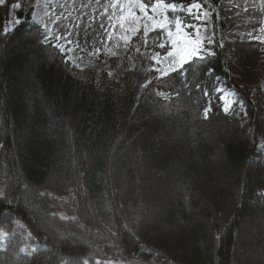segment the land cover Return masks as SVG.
<instances>
[{
	"label": "trees",
	"instance_id": "16d2710c",
	"mask_svg": "<svg viewBox=\"0 0 264 264\" xmlns=\"http://www.w3.org/2000/svg\"><path fill=\"white\" fill-rule=\"evenodd\" d=\"M7 1L0 264H264L263 45L210 41L202 58L153 77L136 100L131 72L97 81L70 66L30 14L20 11L21 23L6 32ZM221 1L159 0L172 9L149 40L168 47L193 4L211 14L217 33ZM21 37L34 43L16 44ZM220 86L242 104L232 115L222 109ZM125 163L143 171L144 194L121 188ZM157 206L173 225L149 232ZM245 221L256 223V236L243 235Z\"/></svg>",
	"mask_w": 264,
	"mask_h": 264
},
{
	"label": "rangeland",
	"instance_id": "374dc122",
	"mask_svg": "<svg viewBox=\"0 0 264 264\" xmlns=\"http://www.w3.org/2000/svg\"><path fill=\"white\" fill-rule=\"evenodd\" d=\"M7 4L8 1L3 0L0 6ZM9 4L6 32L12 31L21 23L18 15L20 11L24 14L29 13L33 22L42 27L46 39L53 41L56 47L59 45L57 48L66 56L70 66L79 71L92 72L97 81L107 75L111 80L118 82L131 72L134 76L136 100L140 99L153 77L167 76H162L160 70L170 74L182 67L178 62V54L190 49V45L198 46L202 51L201 55L194 56L186 63L201 58L207 52L204 49L205 45L215 39L220 44L236 39L254 41L252 36L264 39V0H222L217 8V19L222 24L217 33L211 14L199 4L190 5L185 14L187 19L179 20L170 33V43L166 51L158 47L159 44H165L162 39L149 40L150 34L162 31L165 27V12L172 9L162 2L156 4L154 12H151L147 19L137 15L135 22L131 17L126 21H119L117 18L120 10L119 8L113 10V0H12ZM27 40L21 37L16 44L20 45ZM259 44L263 45L264 52V44ZM36 48L34 44L32 49L37 50ZM164 93L159 92L158 97L166 99ZM217 93L220 94L223 111L225 108L228 109L224 111L226 114L232 115L241 107L242 104L238 102V96L234 92L220 86ZM260 103L264 105V89ZM2 110L0 104V117ZM0 130V138L4 139L7 131L5 125L1 126ZM119 168L121 188L132 189L136 196L144 194L143 171L141 169L135 171L131 163L122 164ZM132 170L134 172L132 179L135 183L129 185L131 177L129 172ZM138 180L141 183H138ZM173 183L176 186L179 184L177 177H174ZM165 208L158 206L153 208L149 222L154 225L149 232L170 227L172 221ZM41 223L45 228L52 226L42 219ZM255 224L245 221L242 227L243 235L250 232L256 236ZM255 236L250 242L252 248L256 244Z\"/></svg>",
	"mask_w": 264,
	"mask_h": 264
},
{
	"label": "snow or ice",
	"instance_id": "6c2138e0",
	"mask_svg": "<svg viewBox=\"0 0 264 264\" xmlns=\"http://www.w3.org/2000/svg\"><path fill=\"white\" fill-rule=\"evenodd\" d=\"M0 3H3V0H0ZM159 3V0H113V10L119 8L120 10V15L117 18L119 21L123 22L128 20L129 17L132 18L133 22H135V18L137 15L141 16L144 19H147L149 17V14L151 12H154L156 4ZM125 6H121V5ZM133 4H135V7H133ZM169 7H172V5H169ZM107 10H105L106 12ZM127 14V15H125ZM111 20L112 17H109ZM122 26V24H121ZM114 27V26H113ZM135 31H139L138 29H133ZM251 35V34H250ZM109 39H111V36H109ZM252 39L255 42L262 43L264 44V39H261L260 36H252ZM198 43H203V42H198ZM59 47V45H57ZM159 48L165 49L167 46L165 44H159ZM202 49L199 48L198 46L190 45V49H185L182 51V53H179V64L183 66L184 63H186L188 60L192 59L194 56H199L201 55ZM173 55V54H172ZM171 55V56H172ZM175 62L172 65L174 68ZM162 76L168 75L167 72L160 70ZM224 111H228L227 108L224 109ZM211 112L210 108H205L204 110V115L207 117L209 113Z\"/></svg>",
	"mask_w": 264,
	"mask_h": 264
}]
</instances>
